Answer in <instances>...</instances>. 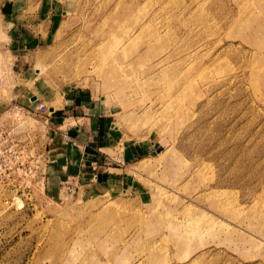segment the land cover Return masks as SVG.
<instances>
[{
    "label": "rangeland",
    "instance_id": "1",
    "mask_svg": "<svg viewBox=\"0 0 264 264\" xmlns=\"http://www.w3.org/2000/svg\"><path fill=\"white\" fill-rule=\"evenodd\" d=\"M76 90L124 192L47 189L49 113L21 100ZM16 104L0 264H264V0H0L3 124Z\"/></svg>",
    "mask_w": 264,
    "mask_h": 264
},
{
    "label": "crops",
    "instance_id": "2",
    "mask_svg": "<svg viewBox=\"0 0 264 264\" xmlns=\"http://www.w3.org/2000/svg\"><path fill=\"white\" fill-rule=\"evenodd\" d=\"M14 13H11L15 17L14 21L21 20L23 23V20H31L29 14L25 19H20L22 15ZM17 41L18 38L12 40L11 46H17ZM26 42L31 41L27 39ZM26 48L29 51L30 46L27 45ZM80 94L79 90L69 92L65 95L64 102L58 107L53 105V112L48 114L51 137L47 148L48 165L44 173L47 189H61L64 183L70 181L79 189L90 187V190L96 193L111 190L116 194L124 192L130 185L127 181L128 174L123 172L118 175L116 169H121L122 166L116 161L114 164V156L105 149L112 145L113 135L110 132L113 131L106 130V125H103L106 117L101 113L84 110L86 105L81 104L83 100L80 99ZM35 98L40 99L38 95L29 93L28 97L21 101L24 105L33 107ZM66 135L68 138H65ZM111 163L112 165L107 166Z\"/></svg>",
    "mask_w": 264,
    "mask_h": 264
},
{
    "label": "built area",
    "instance_id": "3",
    "mask_svg": "<svg viewBox=\"0 0 264 264\" xmlns=\"http://www.w3.org/2000/svg\"><path fill=\"white\" fill-rule=\"evenodd\" d=\"M33 101H36V108L38 109L37 111H40L42 113H50L52 112L51 108L49 105H47L45 102L38 100V98L33 99ZM19 112L26 113L28 112L26 108L23 105H14L13 106V114L10 115L11 117V123L10 125H5L2 122V119H0V185L3 179V157L7 155L8 157V162L6 169L10 170L12 167L16 164L17 162V144L18 141L16 140L17 134H16V122L17 120L19 121L23 116L22 114H19ZM32 114L36 112L35 111H30ZM30 112L28 113L29 115ZM48 118H46L45 121H47ZM43 120V119H42ZM17 121V122H18ZM22 121V119L20 120ZM3 124V125H2ZM65 138H68L66 135Z\"/></svg>",
    "mask_w": 264,
    "mask_h": 264
}]
</instances>
